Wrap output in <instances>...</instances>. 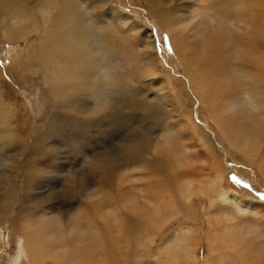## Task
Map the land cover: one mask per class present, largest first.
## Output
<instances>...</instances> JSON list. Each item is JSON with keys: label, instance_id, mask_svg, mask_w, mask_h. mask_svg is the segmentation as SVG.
Wrapping results in <instances>:
<instances>
[{"label": "rangeland", "instance_id": "374dc122", "mask_svg": "<svg viewBox=\"0 0 264 264\" xmlns=\"http://www.w3.org/2000/svg\"><path fill=\"white\" fill-rule=\"evenodd\" d=\"M25 1L27 9L34 10V6ZM72 1L77 14L73 18L81 19L86 35L96 42L93 51H99L95 53L100 59L94 67L121 68L116 81L121 76L127 78L125 74H129L128 85L132 95L129 99L121 92L116 98L111 96L108 119L96 121L100 124H93L87 132L79 131L80 134L75 136L71 134L70 125H67L64 135L51 132L55 121L80 116L79 113L84 112L85 98L71 96L72 111L64 103L68 96L61 104L54 102L48 86L37 72L41 58L40 38L45 37L49 30L43 27L42 20L36 24L29 14L16 11L21 5L19 2L5 4L3 9L0 2V100H3L4 110L14 113L11 121L14 131H17L11 138L2 140L0 126V264H12L16 259L20 240L27 242V226L31 231L42 223L44 225L40 226L47 233L51 231L59 237L51 229V220L56 217L62 228L60 241L56 244L61 249L54 251L55 256L70 257V251L77 254L87 246L86 242L78 243V236H82L88 226L104 224L108 216L114 219V210L119 213L126 199L133 203L136 199L134 204L140 207L128 208L121 213H131L133 220L147 223V226L144 225L145 229L140 232V240L131 238L129 243L122 238L124 232L119 226L111 240L116 244L114 238L120 235V244L114 247V253L118 250L117 264H168L165 259L169 261L178 256L180 260L189 249L192 264H203L208 257L211 264H242L243 249H247L245 256H249V260L256 255L264 262V173L261 172H264V127L260 121V117H264V69L254 67L256 58L264 62V28L261 33L262 50L252 53L246 46V40L255 42L253 31L256 28L258 32L262 30L264 10L254 20L250 15L244 23H238L235 18L226 16V10L215 12L221 4L228 5L226 0ZM208 5L217 10H208ZM234 11L233 8L229 10ZM57 12L53 5L50 18ZM155 12L168 15L166 20L170 21L169 24L163 23ZM35 27L39 35H36ZM106 33L109 37L112 35V40H118H114L118 46L110 49L108 55L104 54L101 44H97ZM215 40L226 58L224 63L213 61V65L211 59L206 60L203 55L210 48L206 42L211 44ZM182 41L190 45L187 51L191 56L184 58L185 61L177 45ZM105 44L111 43L106 41ZM29 51L32 58L28 56ZM194 51H200V55ZM17 54L21 57L17 58ZM190 61L196 62L199 69L208 75L203 80L207 89L201 93L195 89L187 70L193 66ZM207 64H210L209 69ZM254 70L262 76V82L256 86L251 78ZM102 82L108 88L109 85ZM104 94L106 99L110 97L107 92ZM93 97L101 102L100 96ZM91 100L86 101L89 108L93 106ZM101 106L106 108L104 104ZM56 107L60 109L57 115ZM107 112L103 109L101 114ZM139 135L141 139L147 137L149 148L145 159H160L158 162L167 174L155 172L146 165L121 168L114 175L113 191L104 195L103 192L108 191L105 186L99 181L91 183L96 172L95 162L103 158L122 162L125 146L130 143L126 141L136 140ZM72 141L80 151H72ZM39 150H46L50 155L47 158L52 160V168L40 167L44 176L41 175L34 186L25 188L23 182L30 167L28 163L23 166V163L30 152ZM5 157L15 163L4 161ZM215 170L224 178L223 187L233 189L247 202L239 205L232 196L222 199L215 194L216 188L215 191L209 190ZM75 178L85 185L80 190L81 200L71 202L61 193L65 186H72ZM163 185L168 188L164 189ZM120 186L124 192L118 193ZM185 186L193 189L185 190ZM151 191L154 194L150 195ZM23 200L30 210L22 215V219L19 218L18 223L11 225ZM177 206L181 209L178 210ZM97 207L100 208L98 214ZM152 208L164 214L145 217V210ZM81 213L87 214L83 221L79 219ZM39 217L44 218L41 220ZM26 219L30 221L24 226ZM218 238L223 241L218 242L221 246L224 244L229 248L217 250L222 253L210 254L209 245L212 243L216 248ZM191 239L197 241L192 245ZM46 245L41 241L43 256H48ZM27 248L33 254V244ZM152 254H155L154 258H150ZM35 257L33 264H58L51 257L45 262L41 256L38 259V254ZM62 264H70V261L63 260Z\"/></svg>", "mask_w": 264, "mask_h": 264}, {"label": "bare ground", "instance_id": "6f19581e", "mask_svg": "<svg viewBox=\"0 0 264 264\" xmlns=\"http://www.w3.org/2000/svg\"><path fill=\"white\" fill-rule=\"evenodd\" d=\"M12 1H17V2H19V4H21L16 9V11L29 14L31 17H33L36 20V24L39 22V20H42L43 21L42 22L43 27H45L46 30H49V32L46 34L45 37L40 38L39 56H41V58L39 60L38 66H37V72L39 73L40 78L48 86L54 102L56 104H61L63 101V98L68 96V98L65 100L64 103L67 104L72 111L74 108L72 107V103L70 101L71 96L85 98V101H84L85 103H83V107H82L84 112L83 113L80 112L79 113L80 116H70L68 118H65L64 120L55 121L52 125L51 132H58L61 135H64L67 132V125L71 126V134H73L75 136H77L79 131H80V133L83 131L87 132L88 128H90L93 124L97 123L96 121L108 119L107 114H111V112H109V109L111 108V105H112V103H111L112 98H116L120 92L122 93V95L125 98H127V99L131 98L132 89L128 85L129 74H125V76H128L127 78H125L124 76H121L120 80L118 78V81H115V83L112 86H108V88H105V86L102 82V79L100 78V72L103 69H105V67H101V69L94 67L95 62L98 63V61L100 59L98 54L96 53L95 58H93L92 60L85 59V56L81 50V45L84 43L85 39L88 36L86 35L87 32L84 31L85 27H82L83 24L81 23V19L79 18V20H77V19L73 18L74 16H77V14L75 12V9H73L74 7L72 4V2H73L72 0H70V2H67L68 1L67 0L66 2H63V3H61L59 0H27V1H29L30 4H32L34 6L33 7L34 10H28L27 9L29 7L27 6V3L25 0H0L1 9H3L5 4H8ZM226 1H227L228 5L221 4L217 8L218 10L215 7H212L210 5H208L206 8L210 11L211 10H213V11L217 10L215 12H219L221 10H226L225 11L226 16L228 18H235L236 21H238V23H244L246 21V19H248V16H250V15L252 16V19L254 20V18H256V16L259 15L260 12H262L261 10H264V0H262V1L261 0H255V1L254 0H226ZM53 5L55 8L58 9V12H57V14H55L54 16H52L50 18V11H51V7ZM198 6H199V4H198ZM230 8L231 9L233 8L235 11L229 12V10H231ZM245 11H248V13L246 14ZM155 14L159 19H162L163 23H165L166 25L169 24L168 22H170V21L166 20L168 18V17L166 18V16H168V15L164 16L158 12H155ZM49 18H50V20H49ZM76 25H78V28L76 27ZM172 27H174V26H172ZM263 28H264V26L262 27V30L259 29V32L257 31L258 28H256V30L253 31L252 36H255V39H254L255 42L254 41L250 42L249 40H246V46L247 47L249 46L248 48H250L253 51L252 53H258V51L262 50V48L260 47V44H263L262 40H261L262 39L261 33L263 32ZM34 31L36 32V35H39V33L36 30V27L34 28ZM90 31L92 32V29ZM106 34L107 35L104 34V36L99 38L100 41L97 44L100 43L102 48H103L102 50H104V54L108 55V53L111 51L110 49L115 48V46L116 45L118 46V44L117 43H116V45L114 44L115 39L112 40V35H110L111 37H109V34L108 33H106ZM91 36H93V35H91ZM221 38H222V36H221ZM216 39H217V37H216ZM106 41L110 42L111 44L110 45L105 44ZM210 41H211V38H210ZM229 41L230 40H228V42ZM209 42H206V44H205L206 46H209L210 48L207 50L208 52L203 55V58H206V60L211 59L212 63H213V61H216V62H218L217 64H219L220 60L222 63H224L223 61L225 60L226 57H223L224 55H222V50L221 49L219 50L220 44L218 45V42H216V40L211 42V44ZM186 43L187 42H185V41H182L181 43H177L178 49L180 50L179 53L181 54V56H183V60H184V58H188L189 56H191L190 52L187 51V47L189 49L190 45L188 46ZM229 45L228 46L226 45L227 49H229ZM223 46H225V45H222L221 47H223ZM197 48H199V47H197ZM235 48H237V47H235ZM130 49L131 48L128 49L129 50L128 52H130ZM200 49H201V47H200ZM250 49H248V50H250ZM231 50H232V48H231ZM44 52H47V53L43 54ZM95 52H99V51L96 50ZM246 52H248V51H246ZM116 53H117V51H116ZM194 53H195V51H194ZM111 54H113V52ZM195 54L200 55V51H198V53L196 51ZM28 56H29V58H32L33 57L32 52L29 51ZM226 56H228V54ZM16 57L17 58L21 57V54H17ZM208 58H210V59H208ZM190 60H192V59H190ZM124 61L126 62V59ZM124 61H122V62H124ZM262 61H259V58H256L254 61L255 62L254 67L257 68L260 66L259 68H262V70H263L264 69V62H262ZM193 62L190 61L191 65L193 64ZM207 62H209V61H207ZM214 63H213V65H214ZM241 64H242V61H241ZM185 65H187L188 67L191 66L188 63H186ZM127 67H129V66H127ZM209 67H210V64L208 65L207 69H209ZM214 68H213V70H214ZM256 68H255V70H256ZM188 69H189V73L192 76V79H193L192 83L194 84L195 89L199 93H201L202 91H205L207 89V86L203 83V80L206 79L205 77L208 76L207 73H205L204 70H201L202 68L199 69L198 64L196 62L193 64V66H191L190 68H187V70ZM119 70H121V68H119ZM255 70L252 71L253 75L251 76V78H252V81L254 82V84L256 86L262 82V78H261L262 76L260 77L258 72H256ZM194 75H195V78H193ZM69 81H71V82H69ZM104 92H107V94H109L110 97L106 99ZM96 95H98L102 98L101 102L105 105L106 108H103V106H101L103 104L100 105V103H101L100 101H99L100 102L99 103L96 99H94L93 96H96ZM111 96H113V97L111 98ZM263 97H264V95H263ZM90 98L92 99L91 101H92L93 106L89 108L86 101H89ZM259 100H261V99H259ZM2 101L3 100L1 99L0 100V126H1V139L3 140L5 138H11L13 135L16 134L17 131L16 132L14 131L13 123L11 121L12 120L11 116H13L14 113L9 111V110H4ZM262 105L264 108V103ZM129 108H131V107L129 106ZM103 109H106L108 111L105 115L101 114ZM54 110H55V115H57V113H60V109L58 107H56ZM129 111H131V109ZM7 116H10V117H7ZM217 117H219V116L217 115ZM260 121L264 127V117H260ZM158 123H159V121H158ZM99 124H100V122H99ZM260 125H259V127H260ZM191 128L193 130L195 129V127L193 125H191ZM7 129H10V132H8ZM25 134H26V132H25ZM25 134H24V136H25ZM223 135H225L224 132H223ZM48 138L51 139V137H48ZM227 140L229 141V139H227ZM129 141H130L129 145L127 144L125 146V150L123 151L124 155L121 158L122 162L114 160V158H111L112 160H108L106 158H103L100 162L96 161L94 164V169L96 170V172L94 173V180L91 183H95V182L99 181L103 186H105L108 191H104L103 192L104 195H107L109 193L111 194V192L113 191V185L115 184V182L113 181L114 177H115L114 175L117 174L121 170V168L122 169H124V168L129 169L133 166H141V165L144 166V165H146L145 167L152 168L153 171H155V172L160 173L161 171H163L164 175L167 174L166 171L163 170V168H162L164 166H161V164H159V162H158V161H161L160 159L159 160L156 158H152V160L145 159V154L149 148V146L147 147V142H146L147 137H144L143 139H141V135H139L136 140L128 139L126 142H129ZM242 142H243L242 145H244L245 142L244 141H242ZM7 143L10 145L9 142H7ZM71 146H72V148H74L72 151H80L81 150L78 147V145L76 144V142L74 143L72 141ZM35 148H36V145H35ZM47 157H50V155L48 153H46V150H39V151L30 152V154L27 156V159H25L23 166L26 163H28L27 166H29L30 168L27 170V172L25 174V181L23 182V185L25 188H28L29 186L36 183L39 180V178L41 177V175L44 176L42 174V170L39 169L40 167L41 168L42 167H51V161L52 160L48 159ZM1 160L3 161L2 157H1ZM4 161L14 162L13 159H11V158L7 159V157L4 158ZM60 164H57V165H59L58 167H60ZM145 169H147V168H145ZM261 172L264 173L263 171H261ZM11 182H13V181H11ZM72 182H73L72 186L71 185L65 186L64 190L61 194L65 195L67 197L68 201L78 202L82 198V193L80 190L84 187L85 184L79 178H75L74 181H72ZM223 182H224V178L222 177L221 174H219L218 170H215L214 171V178L210 181L211 186H210L209 190L215 191L214 188H216L217 192L215 194L217 196H220L222 199H225L226 197L229 198L230 196H232V199L235 200L239 205L247 202L245 197H243L242 195H240L239 193H237L233 189L224 188ZM44 184H46V183H44ZM155 185H156V183H155ZM163 187H164V185H163ZM170 187L171 186H169V188ZM185 187H186L185 190L189 188V186H185ZM130 188H128V189H130ZM166 188H168V187H166ZM166 188L164 187V189H166ZM189 189H193V188H189ZM25 190H27V189H25ZM117 192L118 193L124 192L123 186L118 187ZM18 193H22V192H18ZM151 193H152V191L149 192L150 195H151ZM15 194H16V192H15ZM152 194H154V193H152ZM147 195H148V192H147ZM86 197L92 198L94 196L86 195ZM26 199L27 198H25L24 200H26ZM131 199H133V198H131ZM169 199H171V198H169ZM24 200L22 201L21 205L17 208V211H16L17 212V218L15 219V221L11 222L12 224L10 223L11 225H15L16 223H18L19 218L22 219V215L26 214V212H28V210H30L29 209L30 207L28 205H24V203H23ZM135 200L136 199H134V203H135ZM32 202H35V199H32ZM212 202L213 201H210V203H212ZM134 203L130 199H129V201L126 199V202H124L123 208L119 209V213H118V211H116V209L114 210V214H116L114 219H113V217L108 216L106 218L104 224H102L101 226H99V227H95V226L89 227L88 226V229L82 234V236L81 235L78 236V243L86 242V244H87L86 249H84V248L80 249L79 250L80 252H78L77 254H75L74 251H70L71 256L66 257V258H64V257L60 258V256H55L56 253L54 252L56 250L58 252V250L61 249L60 246L56 245L57 242L60 241V231L62 228V225H59V219L57 217L55 218V220H51L52 221L51 222V224H52L51 229L53 231H55L56 233H58L59 237H57V235L55 233H51L50 230H49L50 233H47L45 231L46 229L42 228V226H40L42 223L31 231L29 230L30 228H28V226H27V230L29 232L30 237L28 235L27 236V242L24 241V243H23L22 239L20 240V242H19L20 245L18 248L19 253H18L16 259L15 260L13 259L14 261L12 264H33L34 260L36 258L35 256H37V254H38V259H40V256H41V259L44 262H45V260H48L51 257L58 264H62L63 260H66L68 262L70 261V264H117L115 257L118 254V250H116V253H114L115 252L114 247L116 248L117 244H120L121 238H120V235H117L116 238H114V240L116 241V244H115L113 241H111L112 236H114V234L118 231V229L122 228L121 231L124 232V234L122 233V238L126 239L128 241V243L131 242V238L133 239V238L137 237L138 240H140V232H142L145 229L144 225L147 226V223H141V222H138L136 220H133V217L130 216L131 213H129L130 215H128L126 213H121V211L126 210L128 208H129V210H132V209H135L139 206L138 202H137L138 206H136L135 205L136 203L135 204ZM141 204H143V203H141ZM151 204L153 205L152 202H151ZM255 204L258 205L257 203H255ZM159 205H157V206H159ZM153 207H155V204ZM161 207H162V205H161ZM177 209L180 210L181 207L177 206ZM4 210H6V207ZM99 210H100V208L97 207L96 208V214H98ZM151 210H153V208ZM151 210L146 209L145 210L146 215H144V216L145 217L147 216V218H150L153 216V214H158V215L164 214L163 212H162L163 214H161L159 209L156 212H155V210H153V211H151ZM81 214H82L81 215L82 217H80L79 219L81 221H83V216H86L87 214L86 213H81ZM135 215H136V213H135ZM110 217H111V220H110ZM43 218L39 217V219H41V220ZM86 219L89 221L91 220L89 216H87ZM28 221H30V220L26 219V222H24L23 225L26 226L28 224ZM43 222L45 223L46 221H43ZM70 223L71 222L69 221V225H70ZM42 225H44V224H42ZM116 225H118V226H116ZM120 225H121V227L119 228ZM31 228H33V227L31 226ZM224 228L226 229V227H224ZM89 229H92V231H90ZM227 229H228V226H227ZM48 234H51V236ZM220 237H222V236H220ZM41 241L47 243L46 248L48 247V256L42 255L44 252L42 251L43 249L40 246ZM196 241H197L196 239H194V240L191 239V244L193 245L194 242H196ZM216 241H217L216 248L213 246L212 243H210V245H209L210 254L213 252L215 254V252L217 250L222 249V248H224L225 250L229 248L228 245L222 244L223 246H221V244L218 243L219 241H221L220 238H218ZM221 242H223V241H221ZM224 243H226V242H224ZM32 244L34 247V248H32L33 254L30 253L29 249L27 248L28 246H30ZM148 250H151V248ZM190 251H191V249L187 250L186 251L187 253H184V257L180 258V260H179L178 256H176V258L172 257V259L169 261H167L165 259V262H167L168 264H192L191 260H193V257L191 256ZM243 252L245 255H247V253H248L247 249H243ZM218 253H222V252H218ZM223 253H225V251ZM45 254L47 255V253H45ZM126 254H128V253H126ZM126 254L123 253V255H126ZM33 255H35V256H33ZM154 255L155 254H152V256L150 258H154ZM245 255H243L242 264H264V262H262V260H263L262 257L259 258V256L257 257L255 255V257L252 260L251 259L249 260L248 259L249 256H245ZM156 256L159 257V255H156ZM73 259H76V261H74ZM154 261H156V260H154ZM38 262L40 263L39 260H38ZM211 263L212 262L208 257L207 260L203 264H211ZM45 264H46V262H45ZM158 264H159V262H158Z\"/></svg>", "mask_w": 264, "mask_h": 264}, {"label": "clouds", "instance_id": "9594fccd", "mask_svg": "<svg viewBox=\"0 0 264 264\" xmlns=\"http://www.w3.org/2000/svg\"><path fill=\"white\" fill-rule=\"evenodd\" d=\"M95 43L96 42L93 38L87 37L84 43L81 45V50L85 56V59L92 60L93 58H95L96 53L93 51ZM118 71L119 69L117 67L105 68L101 71L100 78L109 86H112L116 81Z\"/></svg>", "mask_w": 264, "mask_h": 264}]
</instances>
